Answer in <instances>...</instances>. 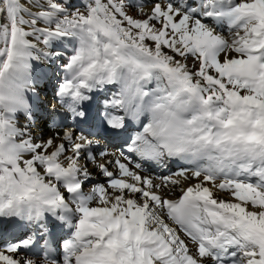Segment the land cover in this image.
Wrapping results in <instances>:
<instances>
[{"label":"snow or ice","instance_id":"obj_1","mask_svg":"<svg viewBox=\"0 0 264 264\" xmlns=\"http://www.w3.org/2000/svg\"><path fill=\"white\" fill-rule=\"evenodd\" d=\"M0 264H264V0H0Z\"/></svg>","mask_w":264,"mask_h":264},{"label":"bare ground","instance_id":"obj_2","mask_svg":"<svg viewBox=\"0 0 264 264\" xmlns=\"http://www.w3.org/2000/svg\"><path fill=\"white\" fill-rule=\"evenodd\" d=\"M75 2L79 3V0H75ZM139 2H144V0H139ZM66 43V42H65ZM69 50L71 49V45H67ZM57 78L53 75L52 67L50 65H42L41 70L39 72V82L37 87V92L39 95L38 100H34V103L37 105L36 116L37 119L35 123L36 133L40 136H49L55 131V127L52 126L51 121L48 118V110H50V106L52 104L57 103L54 99V89L53 86L57 84ZM23 122V120H22ZM108 151L113 152L116 151L113 147H108ZM90 168L93 166L90 164ZM93 171H95L93 169ZM97 179H103V177L94 176ZM221 195H226L221 193Z\"/></svg>","mask_w":264,"mask_h":264}]
</instances>
